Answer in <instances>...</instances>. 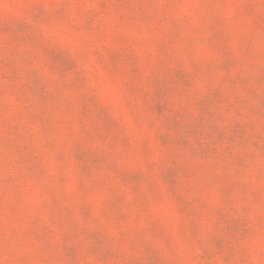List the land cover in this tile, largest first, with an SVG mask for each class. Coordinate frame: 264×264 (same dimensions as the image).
Masks as SVG:
<instances>
[{
  "label": "rangeland",
  "instance_id": "374dc122",
  "mask_svg": "<svg viewBox=\"0 0 264 264\" xmlns=\"http://www.w3.org/2000/svg\"><path fill=\"white\" fill-rule=\"evenodd\" d=\"M0 264H264V0H0Z\"/></svg>",
  "mask_w": 264,
  "mask_h": 264
}]
</instances>
